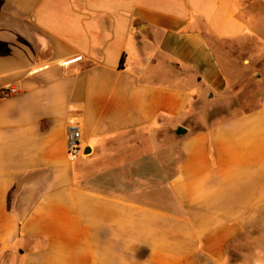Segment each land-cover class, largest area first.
<instances>
[{"label": "crops", "instance_id": "0c3cea01", "mask_svg": "<svg viewBox=\"0 0 264 264\" xmlns=\"http://www.w3.org/2000/svg\"><path fill=\"white\" fill-rule=\"evenodd\" d=\"M260 25L264 0H0V264H264V100L186 123Z\"/></svg>", "mask_w": 264, "mask_h": 264}, {"label": "rangeland", "instance_id": "374dc122", "mask_svg": "<svg viewBox=\"0 0 264 264\" xmlns=\"http://www.w3.org/2000/svg\"><path fill=\"white\" fill-rule=\"evenodd\" d=\"M262 35L264 26H254ZM224 71L228 76L225 92L197 106L196 115L186 123L192 129L201 128L248 110L264 100V40L254 35L234 43L220 45L218 50ZM174 136L161 130L157 140L167 147L164 162L170 169V146ZM264 260V259H261Z\"/></svg>", "mask_w": 264, "mask_h": 264}, {"label": "built area", "instance_id": "2783aa9c", "mask_svg": "<svg viewBox=\"0 0 264 264\" xmlns=\"http://www.w3.org/2000/svg\"><path fill=\"white\" fill-rule=\"evenodd\" d=\"M19 89L16 86L8 85L0 90V97L12 96L16 94ZM81 138V131L77 124L71 123L66 131V153L70 161H72L81 151L79 141Z\"/></svg>", "mask_w": 264, "mask_h": 264}, {"label": "water", "instance_id": "95a60500", "mask_svg": "<svg viewBox=\"0 0 264 264\" xmlns=\"http://www.w3.org/2000/svg\"><path fill=\"white\" fill-rule=\"evenodd\" d=\"M185 131H186V129L183 126H181V125L177 126V128H176V133H178V134L183 133ZM88 151H89L88 148L84 150L85 153L88 152Z\"/></svg>", "mask_w": 264, "mask_h": 264}, {"label": "trees", "instance_id": "16d2710c", "mask_svg": "<svg viewBox=\"0 0 264 264\" xmlns=\"http://www.w3.org/2000/svg\"><path fill=\"white\" fill-rule=\"evenodd\" d=\"M123 62V57L120 59V66L122 65Z\"/></svg>", "mask_w": 264, "mask_h": 264}]
</instances>
